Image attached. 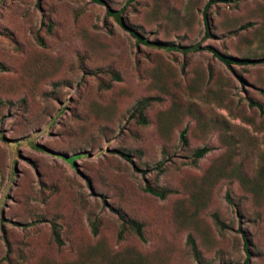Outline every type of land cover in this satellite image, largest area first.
<instances>
[{"label": "rangeland", "instance_id": "rangeland-1", "mask_svg": "<svg viewBox=\"0 0 264 264\" xmlns=\"http://www.w3.org/2000/svg\"><path fill=\"white\" fill-rule=\"evenodd\" d=\"M100 1L0 0V264H264V0Z\"/></svg>", "mask_w": 264, "mask_h": 264}, {"label": "trees", "instance_id": "trees-1", "mask_svg": "<svg viewBox=\"0 0 264 264\" xmlns=\"http://www.w3.org/2000/svg\"><path fill=\"white\" fill-rule=\"evenodd\" d=\"M93 2H96V3H101L100 0H91ZM210 5V0L207 1V3L205 4L204 8H203V21H204V25H205V35H208V32H207V22L204 18V13L206 11V9L208 8V6ZM107 14L113 16V18L119 23L121 24V21H120V18H119V12H110V11H106ZM133 36H135V38L138 40V38L136 37V35H134L133 33H131ZM140 40V39H139ZM142 43L146 44V41L145 40H141ZM158 47L160 48H164L166 50H174V51H178V52H181L182 54H188V53H195L199 50H201V47L199 46V44H194V45H191V46H178V45H172V44H157ZM204 50H207V51H210V53L215 57L217 58L221 63H223L225 66L229 67L231 64H236V65H254V64H257V63H263L264 62V59L263 60H246V59H236V58H233V57H230V56H225V55H222V54H219L217 53L216 51L212 50L211 48L209 47H203ZM148 101L147 99L145 100H142L140 102H138L136 104V109L134 110L135 112L138 113L139 115V122L141 124H144V118L142 117L141 113H142V110L148 105ZM255 105L256 107L260 108L259 105L257 104H253ZM184 132H182L180 134V139L183 141V134ZM207 152V148L206 147H202L200 149H197L194 153H193V161L195 160H198L200 159L205 153ZM73 159V157L69 158L68 160L71 162ZM143 190L155 197H158L160 199H163L168 193H169V190L165 189V188H154V187H150V186H145L143 188ZM124 221V220H123ZM124 223L128 224L132 229L133 231L135 232L136 236L141 239V224L139 223H136L132 220H126L124 221ZM95 228H93L94 230ZM54 239L58 241V234L57 232L55 231L54 229ZM240 264H247V257H245V259L240 263Z\"/></svg>", "mask_w": 264, "mask_h": 264}]
</instances>
